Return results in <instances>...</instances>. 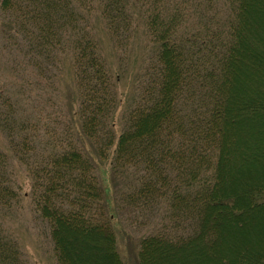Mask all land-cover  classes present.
Here are the masks:
<instances>
[{
    "label": "trees",
    "instance_id": "1",
    "mask_svg": "<svg viewBox=\"0 0 264 264\" xmlns=\"http://www.w3.org/2000/svg\"><path fill=\"white\" fill-rule=\"evenodd\" d=\"M100 26L144 36L127 96ZM26 199L56 264H128V227L136 264H264V0H0V264Z\"/></svg>",
    "mask_w": 264,
    "mask_h": 264
},
{
    "label": "rangeland",
    "instance_id": "2",
    "mask_svg": "<svg viewBox=\"0 0 264 264\" xmlns=\"http://www.w3.org/2000/svg\"><path fill=\"white\" fill-rule=\"evenodd\" d=\"M100 39H103V47L105 49V55H107L113 64L115 70L120 69L125 76L123 79V83L118 87L121 92L124 93L125 96L130 94V83L133 76H136L140 64L143 59L144 53V36H142L141 32L138 31L134 34V38L129 45L130 47L127 51L124 48H120V50L126 54H121L119 49L110 42L109 38L104 35V30L102 26H100ZM102 32V33H101ZM103 35V36H102ZM69 61L67 58L65 59V64H63V75H62V86L60 87L61 94L59 96V103L61 104L63 111L68 109V104H73V98L76 95L75 86H74V75L71 72ZM72 103V104H71ZM124 109H121L120 113L122 114ZM119 114V113H118ZM111 166L110 163L105 162L100 164L99 171L97 174L100 177V182L102 187L105 190L109 207L113 209L114 207V187L115 182L112 178V174L110 172ZM21 173L20 182L23 186V194L30 191V187L28 184V179L22 177ZM23 210L19 212L20 216H17V220L14 221V229L17 234V238L20 241V244L27 255V258L30 259L32 264H56L55 258L53 257V245L49 236V232L47 228L44 227L43 223L39 222L35 219L34 215L30 209V202L26 199L23 203ZM126 216H120V223L124 228H126L127 221L124 220ZM147 228L141 227L140 230L136 227H128L126 228L125 235L122 233L120 240V250L121 254H124L128 258V264H136L135 253L136 252V243L137 239L140 236V233L147 232ZM133 240H131L132 238ZM128 239L129 242L126 241ZM126 259V257H125Z\"/></svg>",
    "mask_w": 264,
    "mask_h": 264
}]
</instances>
